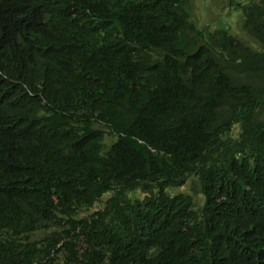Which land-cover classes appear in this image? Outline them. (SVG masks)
<instances>
[{"label": "trees", "instance_id": "obj_1", "mask_svg": "<svg viewBox=\"0 0 264 264\" xmlns=\"http://www.w3.org/2000/svg\"><path fill=\"white\" fill-rule=\"evenodd\" d=\"M188 1L0 0V264H264V0Z\"/></svg>", "mask_w": 264, "mask_h": 264}, {"label": "rangeland", "instance_id": "obj_2", "mask_svg": "<svg viewBox=\"0 0 264 264\" xmlns=\"http://www.w3.org/2000/svg\"><path fill=\"white\" fill-rule=\"evenodd\" d=\"M249 0H189L187 10L190 16V22L195 29L200 32L207 33L217 29L227 30L232 35L245 40L250 44L248 36L241 28L242 22V6L249 3ZM170 195L176 196L186 194L192 196L196 202V209H201L203 198L200 194L199 182H195L193 178L188 179V183L183 188H174L168 192ZM142 194L138 193L137 196ZM105 208V200H102L96 206V209L90 210L82 214V218H86L99 210ZM55 226L54 223H43L38 228L33 238L40 239Z\"/></svg>", "mask_w": 264, "mask_h": 264}, {"label": "clouds", "instance_id": "obj_3", "mask_svg": "<svg viewBox=\"0 0 264 264\" xmlns=\"http://www.w3.org/2000/svg\"><path fill=\"white\" fill-rule=\"evenodd\" d=\"M47 47H49V45H47L46 48H47ZM162 171H166V170H162ZM159 175H160L159 173H158L157 175H155V176L151 179V181H149V183H151L155 178L159 177ZM189 178H190V177H189ZM191 178H193V180H195L196 182L198 181V182H199V185H200V182H201V181L198 180L195 176H193V177H191ZM200 186H201V185H200ZM172 190H174V188H172ZM169 191H170V190H169ZM169 191H168V192H169ZM168 192H167V193H168ZM154 194H155V193H153V192L151 191V193H149V194H146V193H145V194L143 195V197L155 196ZM168 194H169V193H168ZM179 195H180V194H179ZM185 195H186V194H185ZM171 196H173V195H171ZM176 196H178V195H176ZM173 197H175V196H173ZM191 197H192V196H191Z\"/></svg>", "mask_w": 264, "mask_h": 264}]
</instances>
